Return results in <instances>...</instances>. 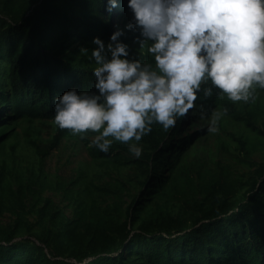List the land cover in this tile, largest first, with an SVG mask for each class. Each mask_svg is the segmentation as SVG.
<instances>
[{
  "label": "trees",
  "instance_id": "1",
  "mask_svg": "<svg viewBox=\"0 0 264 264\" xmlns=\"http://www.w3.org/2000/svg\"><path fill=\"white\" fill-rule=\"evenodd\" d=\"M107 2L0 0V264H264V161L239 169L264 145L254 123L264 88L256 86L249 113L236 111L222 90L207 98L198 92L197 110L175 127L153 122L140 141L113 138L107 153L54 123L57 95L95 90L93 37L109 41L115 12L126 13L120 28L134 17L128 0L111 14ZM138 36L125 28L121 37L131 56ZM144 48L140 59L155 66ZM200 104L227 108L218 132L206 131ZM48 122L56 128L46 140L23 131L30 164L4 157L19 127ZM208 134L222 141L204 159L199 139ZM130 143L141 146L140 157ZM63 149L65 160L49 165Z\"/></svg>",
  "mask_w": 264,
  "mask_h": 264
},
{
  "label": "clouds",
  "instance_id": "2",
  "mask_svg": "<svg viewBox=\"0 0 264 264\" xmlns=\"http://www.w3.org/2000/svg\"><path fill=\"white\" fill-rule=\"evenodd\" d=\"M128 4L134 17L125 28L139 33V50L147 45L155 66L130 55L121 40L125 28L117 27L107 43L93 37L97 47L88 58L96 64L95 90L72 87L55 97L54 123L61 129H71L82 140L89 130L98 133L91 145L107 153L113 143L109 137L140 141L153 122L175 127L178 118L197 110L198 92L207 98L219 89L233 101L248 102L256 98V86L264 88V0ZM117 6L118 0H108V13ZM198 111L206 131L216 133L227 108L218 112L200 104ZM129 152L140 157L142 148L130 143Z\"/></svg>",
  "mask_w": 264,
  "mask_h": 264
},
{
  "label": "rangeland",
  "instance_id": "3",
  "mask_svg": "<svg viewBox=\"0 0 264 264\" xmlns=\"http://www.w3.org/2000/svg\"><path fill=\"white\" fill-rule=\"evenodd\" d=\"M118 15V12H115L114 17L112 19V29L115 30L118 27V24L123 20V17L125 14L124 11ZM132 53L134 55V57L136 58H140L141 56V52H144L145 48L140 49L139 50V45L137 46L136 44H134L132 46ZM256 96V95H255ZM229 101H231L234 104V109L236 111H239L241 113L246 112L249 113L250 111L253 110L254 108V103H255V99L254 100H250L248 102H244V101H233L229 98ZM254 123L257 127H259L261 130H264V112H260L259 115L254 119ZM226 130L228 131H234L236 130V128L232 127L230 125V123H227V125L224 126ZM56 125L53 122H48V124H41V123H36L34 125H30L26 128L24 127H19L17 129V136L16 137H12L9 141L8 144H11L14 146V149H11L10 147H7L5 149V153H4V157H8L9 160L13 159L14 160V164H20V165H27L30 164L31 161L33 160L34 154L32 151V148L29 147L24 139H25V135H23V131L27 130L28 131V136L29 137H33V138H42L44 137V139H48L47 137H49L55 130ZM98 133H94L91 131H87L85 133V137L90 140V142L92 141V139L97 135ZM237 135V134H236ZM71 136V135H70ZM110 139H113L111 137H109ZM222 138H227L226 133L224 132L222 134ZM222 138H217L216 139V135L212 134H208L207 137L205 138H201L199 139V145L202 147L200 148L201 150V157L206 159L208 157V152L210 150H213L214 152L216 151V146L222 141ZM230 142V140H229ZM230 152L234 153V150L232 149V147L229 148ZM69 149H63L61 152H54L47 160V163L49 165H57L58 162H63L66 158V156L68 155ZM11 153V155H10ZM217 153L222 157L223 154H225V152L223 153L222 150L221 151H217ZM9 154V155H8ZM262 161H264V145H259V148L252 153L251 156V163L252 165H247V164H243L242 166H239L240 171L241 170H251V168H255L258 164H260ZM65 173L69 172L70 170V165H66V167L63 169ZM47 195H50L49 192L46 193ZM52 198L54 199L55 202L59 201V197L57 195H52ZM66 212H69V208H66ZM6 221L9 220V218H2L1 221Z\"/></svg>",
  "mask_w": 264,
  "mask_h": 264
}]
</instances>
